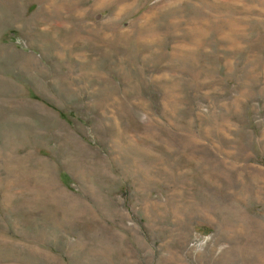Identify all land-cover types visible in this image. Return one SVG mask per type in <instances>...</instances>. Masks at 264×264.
Here are the masks:
<instances>
[{
  "label": "rangeland",
  "instance_id": "rangeland-1",
  "mask_svg": "<svg viewBox=\"0 0 264 264\" xmlns=\"http://www.w3.org/2000/svg\"><path fill=\"white\" fill-rule=\"evenodd\" d=\"M0 264H264V0H0Z\"/></svg>",
  "mask_w": 264,
  "mask_h": 264
}]
</instances>
